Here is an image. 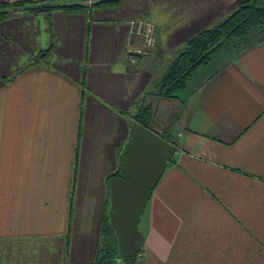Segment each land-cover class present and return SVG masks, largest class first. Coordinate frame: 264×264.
<instances>
[{
    "label": "crops",
    "instance_id": "crops-1",
    "mask_svg": "<svg viewBox=\"0 0 264 264\" xmlns=\"http://www.w3.org/2000/svg\"><path fill=\"white\" fill-rule=\"evenodd\" d=\"M0 1L26 2L0 19V264H91L138 99L243 0ZM142 19L157 42L132 62ZM210 64L179 97L150 98L175 150L133 264H264V42Z\"/></svg>",
    "mask_w": 264,
    "mask_h": 264
},
{
    "label": "trees",
    "instance_id": "trees-1",
    "mask_svg": "<svg viewBox=\"0 0 264 264\" xmlns=\"http://www.w3.org/2000/svg\"><path fill=\"white\" fill-rule=\"evenodd\" d=\"M115 1L117 0H97L89 6L81 0H64L53 5H39L40 1L34 0L31 2L33 5L27 8L31 11H49L53 8L76 11L91 9L99 4H114ZM25 4V1H0V19L8 17L14 10ZM261 42H264V0H243L224 17L199 30L185 41L183 50L175 56L162 77L138 99L135 119L144 126L152 128L156 119V110L149 102L150 98L174 99L179 97L186 88L190 77L200 66L210 63L221 52H225L227 55H236V50L240 51ZM49 52V48L42 51L37 59L47 56ZM10 78L9 76L1 77L0 85ZM160 134L165 140L173 142V136L169 129L165 128ZM120 166L121 163L110 176L117 175ZM142 246L143 239L138 246V252L126 259L125 264H133L137 254L142 251ZM116 255L117 239L105 213L98 253L91 264H117Z\"/></svg>",
    "mask_w": 264,
    "mask_h": 264
},
{
    "label": "water",
    "instance_id": "water-1",
    "mask_svg": "<svg viewBox=\"0 0 264 264\" xmlns=\"http://www.w3.org/2000/svg\"><path fill=\"white\" fill-rule=\"evenodd\" d=\"M175 150L172 142L152 128L133 122L117 175L109 179L107 217L117 239V264L138 252L139 222L152 191Z\"/></svg>",
    "mask_w": 264,
    "mask_h": 264
},
{
    "label": "built area",
    "instance_id": "built-area-1",
    "mask_svg": "<svg viewBox=\"0 0 264 264\" xmlns=\"http://www.w3.org/2000/svg\"><path fill=\"white\" fill-rule=\"evenodd\" d=\"M91 6L97 0H81ZM137 33L140 36L139 43L135 46H129L127 49V58L136 62L138 56L148 54L156 46L157 35L155 24L147 19H142L137 25Z\"/></svg>",
    "mask_w": 264,
    "mask_h": 264
},
{
    "label": "rangeland",
    "instance_id": "rangeland-1",
    "mask_svg": "<svg viewBox=\"0 0 264 264\" xmlns=\"http://www.w3.org/2000/svg\"><path fill=\"white\" fill-rule=\"evenodd\" d=\"M156 28V27H155ZM239 50H236L235 52L237 53ZM234 52V53H235ZM229 54H232V53H229ZM235 55V54H234ZM233 54L232 55H227L225 52H221L220 54H218L216 57V59H218L219 57L220 58H224L225 60L226 59H231L233 56H234ZM215 59V58H214ZM214 59L210 62L211 64L210 65H213L214 64ZM172 127H174V125L172 126Z\"/></svg>",
    "mask_w": 264,
    "mask_h": 264
}]
</instances>
